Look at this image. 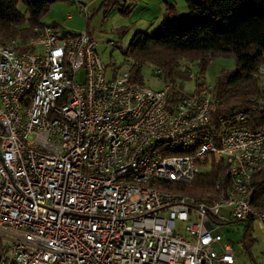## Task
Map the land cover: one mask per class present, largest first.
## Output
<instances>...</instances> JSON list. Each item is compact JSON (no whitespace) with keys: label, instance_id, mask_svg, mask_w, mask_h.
<instances>
[{"label":"built area","instance_id":"2783aa9c","mask_svg":"<svg viewBox=\"0 0 264 264\" xmlns=\"http://www.w3.org/2000/svg\"><path fill=\"white\" fill-rule=\"evenodd\" d=\"M96 48L53 25L0 41V264H236L218 230L264 223V127L215 119L213 86L176 97ZM212 170L211 185L182 188Z\"/></svg>","mask_w":264,"mask_h":264},{"label":"trees","instance_id":"16d2710c","mask_svg":"<svg viewBox=\"0 0 264 264\" xmlns=\"http://www.w3.org/2000/svg\"><path fill=\"white\" fill-rule=\"evenodd\" d=\"M58 0H0V41L19 38L23 43L33 36V28L42 22L48 6ZM187 12L178 16L173 3H167L159 26L150 33L136 32L123 50L129 62L128 71L135 82L141 81V67L150 62L165 78L172 79L181 61L197 62L195 86L204 82L209 61L218 55L232 56L235 67L223 71L216 79L212 96L215 101V119H224L234 112L246 116L240 126L258 129L264 127V91L259 86L258 69L264 66V0H185ZM22 4L23 9L18 7ZM119 0H102L100 8L107 12L118 6L129 13L132 4ZM53 26H57L56 24ZM25 49V48H24ZM182 93L174 91L173 95ZM263 100V103L260 101ZM217 171L201 173L182 188L190 193L211 185ZM252 205L264 214V167L252 179ZM254 219L246 222L241 241L249 251ZM4 248L0 241V257ZM253 264L257 262L251 257Z\"/></svg>","mask_w":264,"mask_h":264},{"label":"rangeland","instance_id":"374dc122","mask_svg":"<svg viewBox=\"0 0 264 264\" xmlns=\"http://www.w3.org/2000/svg\"><path fill=\"white\" fill-rule=\"evenodd\" d=\"M102 0H58L51 3L43 16L45 25L57 24L60 34H75L88 32L97 42V53L104 64L116 63L128 70L129 61L123 55V50L136 32L150 33L155 30L161 20L167 3H173L177 15L183 16L188 8L185 0H126V5L132 4L127 14L119 11L116 6L105 12L100 8ZM18 7L23 9L21 3ZM114 45H109V42ZM235 60L232 56L218 55L213 57L201 79L206 85L213 86L217 77L223 71L232 70ZM156 66L145 62L141 67V81L145 86L153 89L162 88L164 84H171L172 88L180 93H191L195 82L189 73H198L195 61L190 63L181 61L179 68L172 79L163 75H156ZM259 86L264 91V76L259 77ZM219 214L229 217L227 208L220 209ZM246 222H228L218 230L224 241L233 245L236 254V264H253L251 257L257 264H264V223L256 219L252 223V237L255 242L247 251L241 241Z\"/></svg>","mask_w":264,"mask_h":264},{"label":"crops","instance_id":"0c3cea01","mask_svg":"<svg viewBox=\"0 0 264 264\" xmlns=\"http://www.w3.org/2000/svg\"><path fill=\"white\" fill-rule=\"evenodd\" d=\"M57 25V24H56ZM58 26V25H57Z\"/></svg>","mask_w":264,"mask_h":264}]
</instances>
